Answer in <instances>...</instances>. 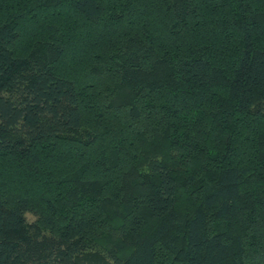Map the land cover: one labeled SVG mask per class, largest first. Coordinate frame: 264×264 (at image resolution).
<instances>
[{"label":"trees","instance_id":"obj_1","mask_svg":"<svg viewBox=\"0 0 264 264\" xmlns=\"http://www.w3.org/2000/svg\"><path fill=\"white\" fill-rule=\"evenodd\" d=\"M0 264H264V0H0Z\"/></svg>","mask_w":264,"mask_h":264},{"label":"rangeland","instance_id":"obj_2","mask_svg":"<svg viewBox=\"0 0 264 264\" xmlns=\"http://www.w3.org/2000/svg\"><path fill=\"white\" fill-rule=\"evenodd\" d=\"M26 219H27L28 223H31L34 220V217L31 214H26Z\"/></svg>","mask_w":264,"mask_h":264}]
</instances>
